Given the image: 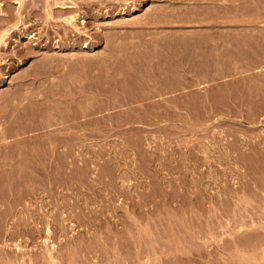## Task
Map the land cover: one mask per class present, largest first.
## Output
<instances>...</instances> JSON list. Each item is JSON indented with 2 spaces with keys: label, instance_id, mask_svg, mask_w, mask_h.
I'll return each mask as SVG.
<instances>
[{
  "label": "rangeland",
  "instance_id": "1",
  "mask_svg": "<svg viewBox=\"0 0 264 264\" xmlns=\"http://www.w3.org/2000/svg\"><path fill=\"white\" fill-rule=\"evenodd\" d=\"M75 1L59 16L43 1L0 0V264H160L155 249L173 264L237 263L227 223L246 191H264V0ZM80 80L119 81L123 105L101 87L116 106L100 96L92 115L78 111ZM256 200L248 223L264 210ZM245 229L250 245L264 236Z\"/></svg>",
  "mask_w": 264,
  "mask_h": 264
},
{
  "label": "bare ground",
  "instance_id": "2",
  "mask_svg": "<svg viewBox=\"0 0 264 264\" xmlns=\"http://www.w3.org/2000/svg\"><path fill=\"white\" fill-rule=\"evenodd\" d=\"M25 1H26V0H25ZM30 1L33 2L32 7H31V2H30ZM36 1H37V0H36ZM36 1H35V2H36ZM40 1H43V3H45V6H46L47 8H48V7L52 8V6L54 5V6H55L54 8H57V9H58V10H54V12H56L55 15H56V14L58 15V11H59V13H61L62 11H66L67 9L65 10V8H66V7H69L70 5L75 6V5H77V4H80L78 1L76 2L75 0H69V1H67V0H40ZM40 1H39V2H40ZM127 1H128V0H127ZM196 1H197V0H196ZM242 1H243V0H242ZM246 1H247V0H246ZM246 1H245V2H246ZM248 1H249V0H248ZM251 1H253V0H251ZM262 1H263V0H262ZM39 2H36V4L39 3ZM245 2H244V3H245ZM260 2H261V1H260ZM260 2H259V3H260ZM18 3H19V4H22V3H24V2H23V0H18L17 4H18ZM40 3H41V2H40ZM103 3H104V2H103ZM241 3H242V2H241ZM246 3H248V2H246ZM249 3L251 4V3H253V2H249ZM254 3H255V1H254ZM254 3H253V6H254ZM256 3H257V2H256ZM29 4H30V8H34L35 6L37 7L36 4L34 5V0H29ZM88 4H89V3H88ZM88 4H87V5H88ZM158 4H159V3H158ZM191 4H192V3H191ZM263 4H264V3H263ZM0 5H1V3H0ZM25 5H28V4H25ZM25 5H24V7H25ZM81 5H82V4H81ZM219 5H220V4H219ZM223 5H224V4H223ZM225 5H226V4H225ZM242 5H243V3H242ZM33 6H34V7H33ZM45 6H42V7H45ZM257 6H258V4H257ZM80 7H81V6H80ZM173 7H174V6H173ZM220 7H221V6H220ZM228 7H229V6H228ZM25 8H27V6H26ZM28 8H29V7H28ZM73 8H74V7H73ZM187 8H188V7H187ZM242 8H243V7H242ZM254 8H255V7H254ZM254 8H253V9H254ZM257 8H258V7H257ZM22 9H23V8H22ZM71 9H72V8H71ZM219 9H220V8H219ZM225 9H226V8H225ZM240 9H241V7H240ZM20 10H21V7H20ZM26 10L28 11V12H26V13H28V14H26L27 17H28V16H29V11H30V9H26ZM36 10H37V9H36ZM50 10H51V12H52V14H53V10H52V9H50ZM69 10H70V9L68 8L67 11H69ZM75 10H76V9H75ZM173 10H174V9H173ZM244 10H245V9H244ZM1 11L3 12V9L1 10V8H0V12H1ZM24 11H25V9H24ZM70 11H73V9L70 10ZM165 11H166V10H165ZM242 11H243V9H242ZM252 11H253V10H252ZM252 11H251L250 13H248V14H249V15L251 14V16L254 15V16L257 17L259 11L257 12V9H256V11H253V14H252ZM260 11H261V10H260ZM18 12H19V11H18ZM31 12H33V11H31ZM35 12H36V11H35ZM43 12H44V11H43ZM172 12H173V11H172ZM188 12H189V11H188ZM240 12H241V11H240ZM240 12H239V13H240ZM244 12H246V11H244ZM21 13H22V11H21ZM24 13H25V12H24ZM36 13H37V12H36ZM62 13H64V12H62ZM62 13H61L59 16L63 15ZM65 13H66V12H65ZM226 13H228V12H226ZM242 13H243V12H242ZM246 13H247V12H246ZM4 14H5V13H4ZM22 14H23V13H22ZM50 14H51V13H50ZM243 14H244V13H243ZM260 14H261V13H260ZM38 15H39V14H38ZM48 15H49V13H48ZM53 15H54V14H53ZM53 15H52V16H53ZM174 15H175V14H174ZM239 15H240V14H239ZM21 16L23 17V15H21ZM31 16H32V14H31ZM162 16H163V15H162ZM166 16H167V15H166ZM169 16H170V15H169ZM211 16H212V15H211ZM9 17H10V16H9ZM27 17H26V18H27ZM33 17H34V14H33ZM54 17H55V16H54ZM164 17H165V16H164ZM214 17H215V16H214ZM24 18H25V17H24ZM29 18H30V17H29ZM42 18H43V17H42ZM52 18H53V17H52ZM73 18H74V16L71 15L68 19L71 21ZM19 19H20V18H18V20H19ZM30 19H32V18H30ZM38 19H39V18H38ZM46 19H47V18H46ZM225 19H226V18H225ZM237 19H238V18H237ZM7 20H8V19H7ZM18 20H17V21H18ZM27 20H28V19H27ZM81 20H82V19H81ZM165 20H166V19H165ZM170 20H171V19H170ZM195 20H196V19H195ZM195 20H194V21H195ZM203 20H204V19H203ZM203 20H201V21H203ZM213 20H214V19H213ZM220 20H222V19H220ZM0 21H1V20H0ZM5 21H6V20H5ZM19 21H20V20H19ZM19 21H18V23H19ZM24 21L26 22V20H24ZM67 21H68V20H67ZM184 21H185V20H184ZM20 22H23V19H22V21H20ZM25 22H24V23H25ZM207 22H208V21H207ZM68 23H69V21H68ZM73 23H74V22H73ZM133 23H134V22H133ZM159 23H160V22H159ZM205 23H206V21H205ZM20 24H21V23H20ZM164 24H166V23H164ZM170 24H171V23H170ZM135 25H136V24H135ZM13 27H14V26H13ZM17 27H18V26H17ZM182 29H183V28H182ZM206 29H207V28H206ZM6 30H7V29H6ZM171 30H172V29H171ZM177 30H179V29H177ZM204 30H205V29H204ZM123 31H124V30H123ZM147 31H148V30H147ZM206 31H207V30H206ZM222 31H223V30H222ZM224 31H225V30H224ZM8 32H9V31H8ZM111 32H112V31H111ZM187 32H188V31H187ZM203 32H204V31H203ZM216 32H217V31H216ZM66 33H67V32H66ZM157 33H158V31H157ZM5 34H6V32H5ZM202 34H203V33H202ZM1 35H2V34H1ZM64 35H65V34H64ZM244 35H245V34H244ZM5 36H7V35H5ZM46 36H47V35H46ZM65 36H66V35H65ZM180 36H181V35H180ZM202 36H203V35H202ZM206 36H207V35H206ZM210 36H211V35H210ZM223 36H224V35H223ZM69 37H70V36H69ZM182 37H183V36H182ZM207 37H208V36H207ZM154 38H155V36H154ZM151 39H152V38H151ZM60 40H61V39H60ZM4 41H5V40H4ZM144 41H145V40H144ZM186 41H187V40H186ZM220 41H223V40H220ZM162 42H163V41H162ZM175 42H176V41H175ZM183 42H184V41H183ZM210 42H211V41H210ZM217 42H218V41H217ZM94 43H95V42H94ZM94 43H93V45H91V44H90V45H89V44H85V48H84V49L87 51V50H90V49L95 48V46H97V44H94ZM123 43H124V42H123ZM218 43H219V42H218ZM137 44H138V43H137ZM162 44H163V43H162ZM189 44H190V43H189ZM219 44H221V43H219ZM222 44H224V43H222ZM168 45H169V44H168ZM174 45H175V44H174ZM158 46H159V45H158ZM197 46H199V45H197ZM67 47H68V46H67ZM159 47H161V46H159ZM218 47H219V46H218ZM136 48H137V47H136ZM164 48H165V47H164ZM60 49H61V48H60ZM72 49H73V48H72ZM170 49H171V48H170ZM210 49H211V48H210ZM57 50H58V48H57ZM74 50H75V49H74ZM147 50H148V49H147ZM164 50H165V49H164ZM29 51H30V50H29ZM160 51H161V50H160ZM187 51H188V50H187ZM220 51H221V50H220ZM222 51H223V50H222ZM18 52H19V51H18ZM24 52H25V51H24ZM55 52H56V51H55ZM72 52H73V51H72ZM213 52H214V51H213ZM66 53H67V52H66ZM66 53H65V54H66ZM191 53H192V52H191ZM204 53H205V52H204ZM214 53H215V52H214ZM223 53H224V52H223ZM102 54H103V53H102ZM208 54H209V53H208ZM50 55H51V54H50ZM50 55H49V56H50ZM57 55H58V54H57ZM57 55H56V56H57ZM222 55H223V54H221V56H222ZM47 56H48V55H47ZM53 56H54V53H53ZM94 56H95V55H94ZM103 56H104V55H103ZM202 56H203V54H202ZM263 56H264V55H263ZM45 57H46V55H45ZM50 57H51V56H50ZM80 57H82V56H80ZM85 57H86V56H85ZM108 57H109V56H108ZM183 57H184V56H183ZM199 57H200V56H199ZM206 57H207V56H206ZM222 57H223V56H222ZM53 58H54V57H53ZM88 58H90V57H88ZM93 58H94V57H93ZM93 58H92V59H93ZM150 58H151V57H150ZM163 58H164V57H163ZM166 58H167V57H166ZM83 59H84V58H83ZM94 59H95V58H94ZM139 59H140V58H139ZM186 59H187V58H186ZM190 59H191V58H190ZM193 59H194V58H193ZM205 59H206V58H205ZM207 59H208V58H207ZM211 59H212V57H211ZM221 59H222V58H221ZM43 60H44V59H43ZM45 60H47V59H45ZM51 60H52V59H51ZM78 60H79V59H78ZM96 60H97V59H96ZM115 60H116V59H115ZM115 60H114V61H115ZM119 60H120V59H119ZM163 60H164V59H163ZM188 60H189V59H188ZM80 61H81V59H80ZM104 61H105V60H104ZM133 61H134V60H133ZM170 61H171V60H170ZM214 61H215V60H214ZM261 61H262V60H261ZM42 62H43V61H42ZM100 62H101V61H100ZM102 62H103V61H102ZM209 62H210V61H209ZM38 63H39V62H38ZM154 65H155V64H154ZM189 65H190V64H189ZM206 65H207V64H206ZM160 66H161V65H160ZM222 66H223V65H222ZM43 67H44V66H43ZM46 67H47V66H46ZM56 67H57V66H56ZM56 67H55V68H56ZM125 67H127V66H125ZM155 67H156V66H155ZM167 67H168V66H167ZM191 67H192V66H191ZM201 67H202V66H201ZM204 67H205V66H204ZM50 68H51V67H50ZM120 68H121V67H120ZM164 68H165V67H164ZM197 68H198V67H197ZM93 69H94V68H93ZM171 69H172V68H171ZM50 70H51V69H50ZM55 70H56V69H55ZM104 70H105V69H104ZM106 70H108V69H106ZM124 70H125V69H124ZM44 71H45V70H44ZM92 71H93V70H92ZM110 71H111V70H110ZM110 71L108 70L107 72H110ZM145 71H146V70H145ZM151 71H152V70H151ZM171 71H172V70H171ZM185 71H186V70H185ZM206 71H207V70H206ZM210 71H211V70H210ZM89 72H91V71H89ZM89 72H88V75H89ZM96 72H97V70H96ZM101 72H102V71H101ZM104 72H105V71H104ZM159 72H160V71H159ZM168 72H169V71H168ZM186 72H187V71H186ZM26 73H27V72H26ZM29 73H31V72H29ZM43 73H44V72H43ZM75 73H76V72H75ZM105 73H106V72H105ZM112 73H113V71H112ZM114 73H115V72H114ZM116 73H117V72H116ZM119 73H120V72H119ZM124 73H125V71H124ZM170 73H171V72H170ZM210 73H211V72H210ZM41 74H42V73H41ZM90 74L92 75V73H90ZM117 74H118V73H117ZM171 74H172V73H171ZM176 74H177V73H176ZM176 74H175V75H176ZM207 74H208V73H207ZM215 74H216V73H215ZM218 74H219V73H218ZM24 75H25V74H24ZM37 75H38V74H37ZM80 75H81V74H80ZM94 75H96V73H95ZM105 75H106V74H105ZM118 75H120V76H118V77H120V79H122L121 76H122L123 74L120 73V74H118ZM160 75H161V74H160ZM169 75H170V74H169ZM27 76H28V75H27ZM29 76H30V75H29ZM41 76H42V75H41ZM92 76H93V75H92ZM97 76H98V75H97ZM97 76H96V77H97ZM114 76H115V75H114ZM124 76H125V75H124ZM161 76H162V75H161ZM176 76H177V75H176ZM176 76H175V77H176ZM183 76H184V75H183ZM36 77H37V76H36ZM49 77H50V76H49ZM89 77H90V76H88V78H89ZM109 77H110V76H109ZM109 77H108V78H109ZM159 77H160V76H159ZM173 77H174V76H173ZM173 77H172V78H173ZM177 77H178V76H177ZM180 77H181V76H180ZM185 77H186V76H185ZM81 78H82V77H81ZM90 78H91V77H90ZM114 78H115V77H114ZM114 78H113V80H114ZM116 78H117V75H116ZM123 78H124V77H123ZM169 78H170V77H169ZM204 78H205V77H204ZM43 79H44V78H43ZM43 79H42V80H43ZM78 79H79V78H78ZM86 79H87V78H86ZM86 79L84 78V80H86ZM93 79H94V78H93ZM93 79H92V80H93ZM103 79H104V78H103ZM106 79H107V78H106ZM110 79L112 80L111 77H110ZM110 79L107 80V81L110 82V81H111ZM158 79H159V78H158ZM166 79H167V78H166ZM177 79H178V78H177ZM181 79H182V78H181ZM185 79H186V78H184L183 81H185ZM192 79H193V78H192ZM57 80H58V79H57ZM92 80H91V81H92ZM97 80H99V79H97ZM113 80H112V82H114ZM123 80H124V79H123ZM173 80H174V78L172 79V81H173ZM73 81H74V80H73ZM77 81H78V80H77ZM87 81H89V80H87ZM87 81H86V82H87ZM105 81H106V80H105ZM121 81H122V80H121ZM121 81H120V82H121ZM149 81H150V80H149ZM156 81H157V80H156ZM172 81H171V83H172ZM47 82H48V81H47ZM51 82H52V81H51ZM74 82H75V81H74ZM80 82H82V81L80 80L79 82H76L75 85H77V83H80ZM94 82H95V81H94ZM100 82H101V81H100ZM118 82H119V81L116 82V80H115V83H117V85H118ZM150 82H151V81H150ZM154 82H155V81H154ZM157 82H158V81H157ZM157 82H156V83H157ZM173 82H174L175 84L173 83V84L171 85L172 87L170 86L171 89H174L173 87H175V85H176V82H175V81H173ZM185 82H186V81H185ZM185 82H184V83H185ZM62 83H63V82H62ZM72 83H73V82H71V84H72ZM82 83H83V82H82ZM82 83H80L81 86H79L80 84L77 85V86H79V87H78L79 89L81 88L80 91L77 90V91L80 92V93L77 92L80 96H79V95L77 96V94H76V96H77L76 98L79 97L78 100H76V99L74 100L73 98H75V96L73 95L74 97H70V100H72V101H70V102H72V103H73L74 101H75V102H76V101L79 102V99H81L80 97H83L84 101H82V99H81L80 102H79V105H78V103H77V105H76L75 102H74V103H75L76 107L78 106V108H79V109L77 108L78 111H81V110L83 109L81 106H83V107L86 108V109H85V112H86V113H90V114L92 115V114H93V111H94V110L96 109V107H97V106H96V103H95L96 100H97L96 97L99 98L100 96H103V97L105 98V95L107 94L105 91L108 89V87L105 86V89L107 88V89L105 90V89H104V86H103V83H101L102 86L98 85L97 88H96L97 85L95 86L96 82H95L94 85L89 84V88H90V90H91L92 87H95L97 92H98V91L101 89V87H102L103 90H104V92L106 93V94L104 93V95H103V91H102V90H100V91L98 92V93H99V94H98L97 92L94 91L95 89H94V90L92 89L93 91H92V90L90 91V90L88 89L87 83H85V82H84L83 84H82ZM90 83H91V82H90ZM107 83H108V82H107ZM107 83H104V84L106 85ZM115 83H114V84H115ZM121 83H122V82H121ZM159 83H160V81H159ZM179 83H181V85H180V86L177 85V86H178V89H179V87H181L182 84H183L182 81L179 82ZM179 83H178V84H179ZM187 83H188V81H187ZM187 83H186V87H188ZM207 83H208V82H207ZM49 84H50V83H49ZM84 84H86L85 86H86L87 88H85V86H84L83 91H82V87H83L82 85H84ZM98 84H100V83L98 82ZM111 84H112V83H111ZM114 84H113V86L109 85V83L107 84L108 86H111V87H112L111 89H110V87H109V89H110L111 92L109 91V89L107 90V92L109 91L110 93H114V92H112V90L115 91L113 87H115L116 85L114 86ZM75 85L72 84V86H71V85H70V86H71L72 89H73L74 87L76 88ZM90 85H91L92 87H90ZM154 85H155V84H154ZM156 85H157V84H156ZM161 85H162V84H161ZM173 85H174V86H173ZM201 85H202V84H201ZM54 86L57 87L56 85H54ZM54 86H53V88H54ZM99 86H100V88H99ZM118 86H119V85H118ZM118 86H116V87H118ZM142 86H143V85H142ZM63 87H64V86H63ZM146 87H147V86H146ZM148 87H149V86H148ZM160 87H161V86H160ZM170 87H169V91H171V90H170ZM182 87H184V85H183ZM182 87H181V88H182ZM203 87H204V85H203ZM53 88H52V89H53ZM57 88H58V87H57ZM75 88H74V89H75ZM118 88H119V87H118ZM118 88H117V89H118ZM142 88H143V87H142ZM152 88H153V87H152ZM157 88H158L159 90H161L160 92H162V89H160L159 87H157ZM161 88H162V87H161ZM184 88H185V87H184ZM49 89H50V88H49ZM54 89H55V88H54ZM60 89H61V88H60ZM64 89H65V88H64ZM74 89H73V91H74ZM84 89H87L88 91H86V90H84ZM97 89H99V90H97ZM115 89H116V88H115ZM154 89L156 90L155 87H154ZM154 89H151V91L153 92ZM42 90H44V89H42ZM50 90H51V89H50ZM75 90H76V89H75ZM119 90H120V88H119ZM119 90H118V91H119ZM143 90H144V89H143ZM155 90H154V91H155ZM166 90H167V89H166ZM176 90H177V88H176ZM180 90H181V89H180ZM55 91H56V90H55ZM85 91H86V92H85ZM151 91H150V93L152 94ZM173 91H174V90H173ZM22 92H23V91H22ZM58 92H59V90H58ZM58 92H57V93H58ZM65 92H68V93H69V89H68V91H65ZM65 92H64V93L62 92V93H60V94H63V95L65 96V95H66ZM70 92H71V91H70ZM100 92H101V93H100ZM109 92H108V96H107V97L110 99V97H113V96H114V97H113V100L111 99V100L114 102V98H117V99H118V96H119L118 101H116V100H117V99H116L115 102H117V105H118V103L121 105L122 102H121L120 100H123V99L120 97V92L118 93L117 91H115V93L117 92V94H112V95L109 94ZM140 92H141V91H140ZM160 92H159V93H160ZM14 93H15V92H14ZM49 93H50V92H49ZM72 93H76V91H75V92H72ZM123 93H124V92H123ZM123 93H122V94H123ZM143 93H144V92H143ZM154 93H157V91L154 92ZM159 93H158V94H159ZM171 93H172V91H171ZM42 94H43V93H42ZM97 94H98V95H97ZM100 94H102V95H100ZM118 94H119V95H118ZM160 94H161V93H160ZM45 95H46V94H45ZM51 95H52V94H51ZM53 95H54V94H53ZM53 95H52V96H53ZM58 95H59V94H58ZM70 95H72V94L70 93ZM70 95H69V96H70ZM109 95H111V96H109ZM125 95H126V94H125ZM146 95H147V94H145V95H143V96H145V98H146ZM152 95H153V94H152ZM46 96H47V95H46ZM115 96H116V97H115ZM14 97H15V96H14ZM103 97L100 98L101 102H102V100H104V101L106 100L105 103H107L108 98H107V99H106V98L103 99ZM207 97H208V96H207ZM255 97H256V96H255ZM44 98H45V97H44ZM46 98H47V97H46ZM60 98H61V97H60ZM66 98H68V95H66ZM71 98H72V99H71ZM123 98H124V97H123ZM187 98H188V97H187ZM205 98H206V97H205ZM95 99H96V100H95ZM124 99H127V98H124ZM203 99H204V98H203ZM43 100H44V99H43ZM66 100H68V102H66L65 100H61V102L63 101L64 105H67V103H69V98L66 99ZM73 100H74V101H73ZM94 100H95V101H94ZM100 100H99V102H100ZM64 101H65L66 103H65ZM81 101L86 103V105H87V107H88L89 110L87 109L86 106H84L85 104H84V105H83V103H82V105L80 104ZM86 101H87V102H86ZM104 101H103V102H104ZM119 101H120L121 103H120ZM123 101H124V100H123ZM88 102H89V103H88ZM109 102H110V100L108 101V103H109ZM113 102H110L109 105H108V103H107L108 107H111V106L115 107V106H116V103L114 104ZM17 103H18V102H17ZM43 103H44V101H43ZM87 103H88V104H87ZM90 103H95V105H93V106L91 105V106H92V107H91V106H90ZM97 103H98V102H97ZM126 103H127V102H126ZM176 103H177V102H176ZM206 103H207V102H206ZM69 104H70V103H69ZM101 104H104V103H101ZM110 104H113V105L110 106ZM99 105H100V104H98V106H99ZM122 105H123V103H122ZM140 105H141V104H140ZM68 106H69V105H68ZM68 106H65V107H68ZM70 106H72V105H70ZM94 106H96L95 109H94ZM118 106H119V105H118ZM169 106H171V105H169ZM245 106H246V105H245ZM56 107H57V106H56ZM56 107H55V108H56ZM63 107H64V106H63ZM63 107H62V108H63ZM65 107H64V108H65ZM102 107H104V105H103ZM106 107H107V106H106ZM135 107H136V106H135ZM172 107H173V106H171V108H172ZM176 107H178L177 104H176ZM53 108H54V107H53ZM55 108H54V109H55ZM80 108H81V109H80ZM92 108H93V109H92ZM166 108H168V107H166ZM169 108H170V107H169ZM57 109H58V108H57ZM59 109H60V108H59ZM66 109H67V108H66ZM68 109L71 111V107H70V108L68 107ZM68 109H67V111H69ZM172 109H173V110H174V109L176 110L175 107L172 108ZM187 109H188V108H187ZM55 110H56V109H55ZM60 110H62V109H60ZM98 110H99V108H97V111H98ZM135 110H136V109H135ZM177 110H178V109H177ZM177 110H176V113H177ZM63 111H66V110L64 109ZM63 111H60V113H61V112H62V113H65V112H63ZM74 111H75V110H74ZM97 111H96V112H97ZM145 111H146V110H145ZM159 111H160V110H159ZM85 112H84V110H83V113L85 114V115H83V116H87ZM91 112H92V113H91ZM99 112H100V111H99ZM157 112H158V111H157ZM62 113H61V116L64 115V114H62ZM80 113H82V112H80ZM94 113H95V112H94ZM74 114H76V113L73 112L72 116H74V118H75V115H74ZM111 114H112V113H111ZM154 114H155V113H154ZM58 115H59V114H58ZM65 115L68 117V115H71V113H69V114H65ZM65 115H64V116H65ZM80 115H82V114H80ZM132 115H133V114H132ZM138 115H139V114H138ZM157 115H158V114H157ZM64 116H62V119H65V118H66V116H65V117H64ZM72 116H70V118H72ZM77 116H78V113H77ZM89 116H90V115H89ZM129 116H130V115H129ZM143 116H144V115H143ZM179 116H180V115H179ZM63 117H64V118H63ZM175 117H176V116H175ZM70 118H69V119L66 118V123L68 122L67 119H68L69 121H72ZM78 118H79V117H78ZM78 118H76V119H78ZM57 119H59V120H56V123H57V121H59V122H58L59 124L65 122V120H64V122H62V121H61L62 119L59 118V117H58ZM60 119H61V120H60ZM253 119H254V118H253ZM74 121H75V119H74ZM86 121H88V120H86ZM123 121H124V120H123ZM129 121H130V120H129ZM31 122H32V120H31ZM139 122H140V121H139ZM2 123H3V122H2ZM77 123H78V122H77ZM77 123H76V124H77ZM79 123H80V122H79ZM107 123H108V122H107ZM53 124H54V123H53ZM81 124L85 125V123H82V122L80 123V125H81ZM65 125H66V124H65ZM71 125H72V124H71ZM77 125H78V124H77ZM83 125H81L82 128H83ZM87 125H88V124H87ZM94 125H95V124H94ZM108 125H110V124H108ZM111 125H115V124H111ZM30 126H31V125H30ZM68 126H70V124H68ZM78 126H79V125H78ZM65 127H67V126H65ZM73 127H74V126H73ZM79 127H80V126H79ZM98 127H99V126L97 125L96 129H97ZM108 127H109V126H108ZM33 128H34V127H33ZM70 128H71V127H70ZM93 128H94V127H93ZM102 128H103V127H102ZM66 129H67V128H66ZM77 129H78V128H77ZM111 129H112V128H111ZM93 130H94V129H93ZM69 133H70V132H69ZM59 134H60V133H59ZM249 134H250V133H249ZM51 135H52V134H51ZM59 139H60V138H59ZM50 142H51V141H50ZM53 142H54V141H53ZM68 142H69V141H68ZM71 142H72V141H71ZM79 142H80V141H79ZM54 143H55V142H54ZM74 143H75V142H74ZM80 143H82V142H80ZM53 145H54V144H53ZM55 145H56V143H55ZM66 145H67V144H66ZM79 145H80V144H79ZM75 146H76V145H75ZM53 147H54V146H53ZM50 148H51V147H50ZM54 148H58V147L56 146V147H54ZM61 148H62V147H61ZM250 148H251V147H250ZM69 149H70V147H69ZM255 149H256V148H255ZM59 150H60V149H59ZM59 150H58V151H59ZM261 150H262V149H261ZM51 151H52V150H51ZM66 151H67V150H66ZM73 151H74V150H73ZM77 151H78V150H77ZM248 151H249V150H248ZM258 151H259V150H258ZM74 152H75V151H74ZM81 152H82V151H81ZM53 153H54V152H53ZM53 153L51 152V154H53ZM62 153H65V152L63 151ZM261 153H262V151H261ZM51 154H50V156H51ZM59 154H60V153H59ZM65 154H67V153H65ZM65 154H64V155H65ZM262 155H263V154H262ZM4 157H5V156H4ZM39 157H40V156H39ZM58 158H59V157H58ZM61 158H62V157H61ZM80 158H81V156H80ZM242 158H243V157H242ZM13 159H14V158H13ZM33 159H34V158H33ZM75 159H77V158H75ZM47 160H48V159H47ZM51 160H52V159H51ZM51 160L49 161L48 166L45 167V166L43 165L45 170H48L49 167L51 166ZM78 160H79V159H78ZM81 160H83V159H81ZM84 160H85V159H84ZM10 161H11V160H10ZM59 161H60V160H59ZM71 161H72V160H71ZM53 162H55V161L53 160ZM72 162H73V161H72ZM80 162H81V161H80ZM77 163H78V162H77ZM42 164H44V163H42ZM62 164H63V163H62ZM257 164H258V163H257ZM263 164H264V163H263ZM23 165H24V164H23ZM46 165H47V163H46ZM66 165H67V164H66ZM39 166H40V165H39ZM41 166H42V165H41ZM79 166H80V164H79ZM79 166H78V167H79ZM257 166H258V165H257ZM62 167H63V166H62ZM78 167H77V168H78ZM15 168H16V167H15ZM68 168H69V167H68ZM42 169H43V168H42ZM255 169H256V168H255ZM255 169H254V171H255ZM257 169H258V168H257ZM20 170H21V169H20ZM37 170H38V169H37ZM65 170H66V169H65ZM76 170H77V169H76ZM260 170H261V169H260ZM9 171H10V170H9ZM9 171H8V172H9ZM42 171H43V170H42ZM63 171H64V170H63ZM34 172H35V171H34ZM34 172H32V173H34ZM36 173H37V172H36ZM48 173H49V172H48ZM50 173H52V172H50ZM64 173H65V172H64ZM255 173H256V172H255ZM255 173H254V175H255ZM261 173H262V172H261ZM61 175H62V174H61ZM254 175H253V177H254ZM256 175H257V174H256ZM43 176H44V175H43ZM68 176H69V175H68ZM255 177H256V176H255ZM51 178H52V177H51ZM256 180H257V179H256ZM248 181H249V180H248ZM9 182H10V181H9ZM12 182H13V181H12ZM17 182H18V181H17ZM21 182H22V181H21ZM255 182H256V181H255ZM24 183H25V182H24ZM25 184H26V183H25ZM47 184H48V183H47ZM249 184H250V183H249ZM252 184H253V183H252ZM254 184H255V183H254ZM261 184H262V183H261ZM17 185H18V183H17ZM26 185H27V184H26ZM255 185H257V183H256ZM258 186H259V185H258ZM258 186H257V187H258ZM262 186H263V185H262ZM31 187H32V186H31ZM247 187H248V186H247ZM249 187H251V186H249ZM27 188H28V186H27ZM36 188H37V187H36ZM23 189H24V188H23ZM23 189H22V190H23ZM25 189H26V188H25ZM46 189H47V187H46ZM48 189H49V188H48ZM248 189H249V188H248ZM248 189H247V190H248ZM259 189H261V188H259ZM34 190H35V189H34ZM245 190H246V189H245ZM251 190H252V189H251ZM253 190H254V189H253ZM13 191H14V190H13ZM249 191H250V190H249ZM249 191H246V192L249 193ZM255 191H257V190H255ZM19 192H20V191H19ZM246 192H245V193H246ZM258 192H259V191H258ZM258 192H254V191H252V192L249 193V194L246 193L245 196L242 197L243 199H241V198H240V199H241L242 202L245 200V202H243V204H245V205H246V203H247L246 201H248L247 206H248L249 203H251V202L253 203L252 200H256V199H257V200L260 201L259 203H261V202L263 201V203L259 204V207L261 206V208L264 209V207H262V204H264V194H263L264 191L262 190V193H260V192L258 193ZM257 200H256V201H257ZM257 202H258V201H257ZM254 204H255V203H254ZM254 204H253L252 207H253L254 209H255V208L258 209L259 207H256ZM249 205H250V204H249ZM234 206H235V205H234ZM242 206H243V207L240 206L241 209H242V208L244 209V207H245L247 213H246L245 209H244V210H243V209L241 210V209L238 207V208L240 209V211H242V212H240L238 208H235V209H233L234 211H237V210H238L237 213H243V212H244V214H240V215H238L236 212H235L236 214H235V213H232V214H231V218H232L233 221H232L231 223H230V221H229V223H227V226H228V227L230 226V228L235 229V230L231 229V230H233L234 232H232V231L230 230V231H231V234H232V235H231V234H230V235L233 236V233H235L236 235H234L233 238L231 237V238H230L231 240H227V241H226V246H225V244H224V246L226 247L225 249H226V251H227L228 249H230V250H228V251H232V252H234V253L236 254V256H233V255H232V256L235 258L236 262H237V263H235V264H243V263H241V262H244V261H248V262H250L249 264H264V247H262V245H264V236H262V238H260V236H258L261 240L256 238V239L258 240V243H256V244H253V243H252L253 245H250V244L246 243L245 241H243V240H246L247 233H248V230L245 229V228H249V230L251 229V231H249L251 234L254 233V231H256V230H260V229H261V231H259V232H262L263 235H264V222H262L263 220H261V217H263V216H262L261 213H260V212L263 211L262 214H264V210H262V209L259 208V209H260V212H256V211H259V209H258V210L255 209L256 211H255V214H253V217H254V218L257 217V218H259L260 220H257L256 222H255V221H252L251 223H250V222L248 223V221L245 220V219H247V218L244 219V216L248 217V218H249L248 220H250V218L252 217V215H251V213H250V216H251V217H250L248 212H249L252 208L250 209V208L247 207V206H244V205H242ZM254 206H255V207H254ZM248 208H249L250 210H248ZM236 209H237V210H236ZM261 210H262V211H261ZM252 211H253V210H251L250 212H252ZM232 212H233V211H232ZM252 213H254V211H253ZM17 214H18V213H17ZM241 215H242V216L244 215V216L241 218V217H240ZM45 216H46V215H45ZM62 216H63V215H62ZM236 216L239 217V220L237 219ZM28 217H29V216H28ZM28 217H27V218H28ZM30 217H31V216H30ZM20 218H21V217H20ZM240 218H241V219H240ZM252 219H253V218H251V220H252ZM262 219H263V218H262ZM28 220H29V219H28ZM28 220H27V221H28ZM33 220H34V219H33ZM253 220H255V219H253ZM35 221H36V220H35ZM38 221H39V220H38ZM40 221H41V220H40ZM57 221H58V220H57ZM258 221H259V222H258ZM42 222H43V220H42ZM20 223H21V222H20ZM27 223H28V222H27ZM31 223H32V222H31ZM37 223H38V222H37ZM37 223H36V224H37ZM34 224H35V223H34ZM23 225H24V222H23ZM25 225H27V224H25ZM28 225H29V224H28ZM39 225H40V224H39ZM16 226H17V224H16ZM37 226H38V225H37ZM37 226H35V227L37 228ZM35 227H34V226L32 227V232H36V230L38 231V230L41 229V228H39V229H35V231H33V230H34L33 228H35ZM154 228H155V227H154ZM156 228H157V227H156ZM236 229H237V230H236ZM262 229H263V231H262ZM26 230H27V229H26ZM252 230H253V232H252ZM41 231H42V229H41ZM48 231H49V230H48ZM1 232H2V231H1ZM18 232H19V231H18ZM26 232H27V231H26ZM227 232H228V231H227ZM158 233H159V232H158ZM11 235H12V234H11ZM14 235H15V234H14ZM167 235H168V234H167ZM252 235H253V234H252ZM257 235H259V233H258ZM260 235H261V234H260ZM32 236H33V235H32ZM30 237H31V236H30ZM159 237H160V236H159ZM248 237H250V236H249V233H248ZM3 239H4V238H3ZM160 239H161V238H160ZM248 239H249V238H248ZM248 239H247V240H248ZM253 239H254V238H253ZM9 240H10V239H9ZM14 240H15V239H14ZM16 240H17V239H16ZM54 240H55V239H54ZM247 240H246V241H247ZM250 240H251V239H250ZM257 240H256V241H257ZM254 242H255V241H254ZM159 244H160V243H159ZM258 245H259V246H258ZM260 245H261V246H260ZM138 246H139V245H138ZM224 246H223L222 249H224ZM257 246H258L259 248H258ZM8 247H9V246H8ZM141 247H142V246H141ZM161 247H162V246H161ZM161 247H160V248H161ZM221 247H222V246H221ZM261 247H262V248H261ZM18 248H19V247H18ZM27 248H28V247H27ZM136 248H138V247H136ZM157 248H158V247H157ZM219 248H220V247H219ZM227 248H228V249H227ZM260 248H261V251H260ZM146 249H147V248H146ZM146 249H145V250H146ZM148 249H149V248H148ZM141 250H142V248H141ZM167 250H168V249H167ZM167 250H163V249H160V250H159V249H155V250H153L154 258H157V259L160 261V264H169L170 261H172L171 258H170L171 256H170L169 251H168L169 256L167 255V259H166V260H165L166 257H164V260H162L161 257L158 256V254H161V255H163L164 253L167 254ZM256 250H257V251L259 250L260 252H257ZM6 251H7V250H6ZM149 251L152 252V251H151V248H150ZM142 252H143V251H142ZM146 252H147V251H146ZM250 252H251V255H250ZM6 253H7V252H6ZM18 253H19V252H18ZM18 253H17V254H18ZM143 253H144V252H143ZM9 254H10V253H9ZM137 254L140 255L141 252H138ZM149 254H150V253H149ZM181 254H185V255H187L188 258L191 257V256L189 255V252L186 251V250L182 251ZM146 255H147V254H146ZM150 255H151V254H150ZM171 255H174V254H171ZM180 256H181V255H179V257H180ZM17 257H18V256H17ZM50 257H51V255H50ZM140 257H141V256H140ZM144 257H145V256H144ZM168 257H169V258H168ZM174 257H176V256H174ZM252 257H253V258H252ZM162 258H163V256H162ZM177 258H178V257H177ZM256 258H257V259L261 258V262H260V261L255 262V261H256ZM135 259H136V258H135ZM227 259H228V257H227ZM227 259H226V260H227ZM146 260H147V259H146ZM168 260H169V261H168ZM173 260H174V259H173ZM243 260H244V261H243ZM253 260H255V261H253ZM150 261H152V260H150ZM228 261H231V260L228 259ZM228 261H227V262H228ZM137 262H138V260H137ZM144 262H145V260H144ZM152 262H153V261H152ZM168 262H169V263H168ZM145 263H146V262H145ZM145 263H144V264H145ZM147 263H148V262H147ZM171 263L173 264V262H171ZM171 263H170V264H171ZM231 263H232V262H231ZM231 263H229V264H231ZM244 263H245V262H244ZM135 264H136V263H135ZM148 264H149V263H148ZM245 264H247V263H245Z\"/></svg>",
  "mask_w": 264,
  "mask_h": 264
}]
</instances>
